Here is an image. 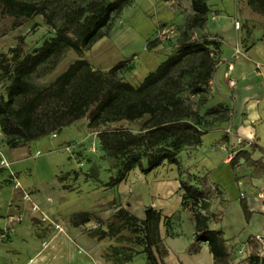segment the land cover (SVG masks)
<instances>
[{
  "label": "rangeland",
  "instance_id": "obj_1",
  "mask_svg": "<svg viewBox=\"0 0 264 264\" xmlns=\"http://www.w3.org/2000/svg\"><path fill=\"white\" fill-rule=\"evenodd\" d=\"M22 1L34 2L43 12L33 14L29 18L15 13L0 16V54H8L9 59L13 56L9 53L12 48L19 49L20 55L32 53L44 40L54 36L56 27L65 24L74 9L96 0ZM254 2L251 7L248 0H208L207 24L226 15L233 27L242 31L241 43H244L245 34L250 33L252 26H256L261 20L264 21V12L261 13V10H264V0ZM191 14L190 0H130L120 13L113 17L107 34L85 51L83 57L92 69L101 71H107L117 62L126 60L124 68L117 73L116 78L137 86L159 63L178 51L182 43V32ZM237 21L240 22L239 28H236ZM167 25H174L178 33L175 36L159 37L160 30ZM207 27L209 25H206L203 31H196L188 41L201 42L209 34L208 40L217 42L218 47H213V56L218 72L223 67V61L219 57L221 41L220 37ZM237 47L242 53L241 47ZM76 59L78 55L73 50H66L59 57L41 65L33 75L32 82L38 89L49 86ZM198 62L196 57L187 58L180 68L192 69ZM190 78L189 74L183 76L176 90L178 96L202 116L199 125L201 130L209 132L222 128L224 133L230 134L231 131L227 132L230 109L216 101L215 97L220 91L216 89L214 80L208 84L206 93L200 96L188 87ZM225 82L230 89L234 87L230 77H226ZM9 84V75L0 71V97H6ZM61 105L60 100L48 99L43 102L41 108L44 111L53 110ZM147 118L148 115H145L134 121L121 120L89 127L87 117L84 116L59 130L21 143L17 147L9 145L8 137L0 128V210L4 209L7 214L18 216L17 222L21 224L14 235V244L8 252L17 258L25 259L27 250L32 254L44 249L56 235L64 234L68 239L96 241L97 246L102 248L104 258L114 250L119 251L121 256L133 254L142 247L135 244V235L127 228L118 236L102 240L92 234L96 228L107 229L116 207H124L127 203L130 204L129 210L138 219L143 218L144 207L149 204L163 215H170L169 227L163 223L160 225L161 234L164 236L162 241L165 248L167 242L172 251L178 250L181 245L176 240H170L168 236L190 237L193 232V216L189 209L180 207L182 192L176 186L178 175L175 166L164 162L151 176V182L145 174L135 168L127 173L121 183L109 184L110 178L122 168L125 156H113L103 147L100 134L114 129L141 133L145 129L143 123ZM186 119L194 121L190 117ZM213 134H207L202 145V148L211 149L206 158L204 152L192 157V152L197 146L191 137L185 138L181 146L179 158L184 162L182 164L196 175L204 174L201 164L216 165L220 152L212 150L225 148L227 155H234L240 147H248L243 143L245 140L242 137V143H238L237 138L240 136L236 137L233 143L212 142V137L215 136ZM168 140L159 139L155 146L167 144ZM132 149L135 152H143L142 146ZM143 160L146 163L145 157ZM243 178L242 174L232 180L226 167L221 165L219 169L214 170L213 179L220 181L218 187L223 192V200L220 202L215 192L209 201L211 212L219 218V221L212 220L210 226L223 231L231 251L232 264L247 263V258L237 256L236 251L250 235H254L251 233L260 229L262 219L259 214H255L253 218L252 213L249 218L244 216L240 201L237 200L238 193L239 199L252 195L264 199L258 196L260 191L250 195ZM83 213H87L90 220L74 225V221H79ZM10 227L7 235L15 229ZM71 232L72 234H69ZM6 237H0V245L12 242V239ZM77 251L84 252V249L78 245ZM191 255L186 254L187 262L194 260ZM139 256L135 262L144 264V256ZM169 262L181 263L177 255L171 257Z\"/></svg>",
  "mask_w": 264,
  "mask_h": 264
},
{
  "label": "trees",
  "instance_id": "obj_2",
  "mask_svg": "<svg viewBox=\"0 0 264 264\" xmlns=\"http://www.w3.org/2000/svg\"><path fill=\"white\" fill-rule=\"evenodd\" d=\"M129 2L130 0L91 1L86 6L74 9L68 21L56 27L54 36L44 40L32 53L20 55L19 49L12 48L9 50L13 55L10 59L8 54H0V71L10 78L6 97H0V128L8 137L9 145L17 147L21 143L59 130L84 116L87 117L89 127H96L107 122L134 121L148 115L143 123L145 129L141 133L114 129L100 134L103 147L113 156H125L122 168L110 178L109 184L121 183L127 173L135 168L146 175L164 162L175 165L179 190L182 192L180 207L189 209L193 216V240L188 252L197 253L200 244L205 242L214 264H232L231 251L223 231L210 227V222L219 221V218L211 212L209 201L216 192L221 202L223 192L218 185L209 181L208 173L201 176L192 173L179 158L185 138L191 137L195 145L199 146L203 135L207 133L199 126L202 116L178 96L176 87L182 77L189 74L191 78L188 87L201 96L206 93L216 72L217 63L211 51L213 47H218L217 42L208 40V37L201 42L188 41L196 31L204 30L206 26L208 0H190L192 14L182 32L180 48L159 63L137 86L116 78L126 60L117 62L107 71H101L92 69L83 57L85 51L107 34L113 17ZM254 3V0H248L251 7ZM42 12L34 2L0 0V16L15 13L29 18ZM68 49L73 50L78 59L69 64L49 86L38 89L32 82L33 75L41 65L59 57ZM192 57L199 59L196 67L180 68L184 60ZM48 99L60 100L62 105L44 111L41 107ZM189 117L194 121L186 119ZM227 135L225 133L224 138ZM159 139L169 140L167 144L155 146ZM138 146L143 147V152L132 149ZM256 149L260 150L255 144L250 145V149L240 147L230 159L232 170L235 171L243 159L245 164L254 167V172L264 171L262 158L254 160L251 156ZM240 206L244 216L249 218L251 212L245 197L240 198ZM129 207V203L124 207L117 206L107 229L96 228L92 234L102 240L118 236L127 228L135 235V244L142 248L124 256L114 250L112 254L106 255V259L121 264L143 254L147 264H161L167 250L163 245L160 225L163 223L169 227L171 216H163L153 206L146 205L143 218L138 219ZM81 215L82 218L74 221V225L90 220L87 213ZM250 237L251 235L246 241ZM246 264H264V260L251 253Z\"/></svg>",
  "mask_w": 264,
  "mask_h": 264
},
{
  "label": "crops",
  "instance_id": "obj_3",
  "mask_svg": "<svg viewBox=\"0 0 264 264\" xmlns=\"http://www.w3.org/2000/svg\"><path fill=\"white\" fill-rule=\"evenodd\" d=\"M252 21L255 20L252 19ZM259 22L260 23L257 22L258 24L256 26H252V30L249 34H245L246 41L244 43H241L243 37L242 31L235 29L231 20L226 15L222 16L218 21H213L211 24L206 23V25H209L207 29L216 33L221 41L219 44V57L223 61V67L215 73L214 79L212 80H214L216 89L220 91L215 97L216 101L224 104L225 107L230 109L228 113L230 121L227 127L230 128L231 133L228 134L226 138H224L225 133L222 128H216L205 133L202 137V144L197 146V149L192 152V157L200 152H204V158L208 156L211 149L208 147L202 148V145L205 142V136L214 133L213 135L216 137H212V142L220 141V144L223 142L226 144L233 143L234 139L240 136L245 140V145L248 146L245 147L246 149H250V145L255 144L260 150L256 149L253 151L251 154L252 158L254 160L262 158L264 161V21L261 20ZM213 37H215V35H213ZM245 44L246 46L244 47ZM236 46H240L243 51L239 55H234ZM226 77L232 79V85H234V87H231V89L225 82ZM217 150H219L220 154L217 158L218 161L216 165H200L203 172L208 173L211 183L220 185V181L213 179V172L219 169L221 165H224L232 180L234 179V174L236 177L242 174L244 175L243 180L246 181L245 187L250 195L258 193L259 191H264V171L259 173L254 172V167L245 164L243 159L240 160L239 165L236 167L235 171H233L230 165V159L236 153L234 155L231 153L227 155L225 148H217L212 151ZM212 155L213 153L211 156ZM159 167L146 174L150 182L152 181L151 176H153ZM176 186L179 187L178 180H176ZM238 194L237 200L240 201ZM245 199L252 213L251 218H253L255 214H259V218H262L260 229L251 234L264 232V200L253 195L247 196ZM2 211L5 210H0V227L13 226L12 228L15 229L13 233H8L7 235L8 239H12V242L9 244L2 243L0 245L6 246L4 248L0 247V264H85L87 262H89V264H115L113 261L102 256V248L97 246L98 244L96 241L90 239L81 240L79 238L74 240L68 239L64 234L56 235L49 246L44 249L38 250L32 254L31 252L29 253L30 250H27L25 259L21 257L17 258V256H13L12 253H9L8 249L14 244V235L17 234L16 232L21 224L15 220L10 221L9 217L14 215L7 214V211ZM163 216L170 215L166 214ZM212 229L218 230L216 228ZM69 234H72V232ZM184 236L186 235L168 236L170 240H176L177 243L181 245L176 251H172L166 240H164V242H166L167 253L165 257L162 258V263L166 262L169 264V259L177 255L181 262L177 264H214L212 254L205 242L200 244V250L197 253L191 255L194 257V260H192V262H187L186 254L189 253L186 252V250H188L187 247H189V244L193 240V232L190 237L186 236L185 238ZM161 237L164 239L162 234ZM78 245L82 246L84 252L77 251ZM18 255L20 254L18 253ZM139 255L143 254H138L133 260L125 264H137L135 261L140 257ZM230 262L232 263V257H230ZM142 263L147 264L146 260Z\"/></svg>",
  "mask_w": 264,
  "mask_h": 264
},
{
  "label": "built area",
  "instance_id": "obj_4",
  "mask_svg": "<svg viewBox=\"0 0 264 264\" xmlns=\"http://www.w3.org/2000/svg\"><path fill=\"white\" fill-rule=\"evenodd\" d=\"M174 0H171L173 2ZM240 27V22H236V28ZM178 33L177 28L174 25H167L163 29L160 30L158 36L161 38L175 36ZM241 54V50L237 47L234 50V55ZM211 55H213V50L211 51ZM230 128L227 129V132L230 133ZM1 132V130H0ZM238 143H242V138H237ZM258 196L264 199V191H260L258 193ZM10 221H18V216H11L9 217ZM7 230L8 227H0V237L5 238L7 236ZM237 256L248 258L251 253H255L258 255L261 259L264 260V232L257 233L254 235H251L250 240L246 241L242 247H240L237 251Z\"/></svg>",
  "mask_w": 264,
  "mask_h": 264
}]
</instances>
